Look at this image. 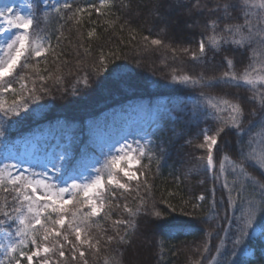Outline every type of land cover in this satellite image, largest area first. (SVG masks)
<instances>
[{
	"label": "trees",
	"instance_id": "obj_1",
	"mask_svg": "<svg viewBox=\"0 0 264 264\" xmlns=\"http://www.w3.org/2000/svg\"><path fill=\"white\" fill-rule=\"evenodd\" d=\"M71 2L72 10L62 11L59 16L53 11L45 19L38 12L41 30L31 39L33 46L42 44L48 48V54L29 59L27 67L21 70L18 66L6 77L17 76L12 84L15 92H0V107L11 105L34 83L36 95L41 99L32 106L38 111L17 123L5 125L4 137L0 138V160L43 130L45 125H68L70 128L63 127L62 133L73 131L75 138L82 142L86 140L89 122L105 111L135 102L146 103L154 107L149 132L155 134L148 139L150 151L146 149L147 154L140 156L136 168L140 181H128L117 172L118 180L129 184L127 190H122L108 183L109 177H106L105 189L100 196L103 211L90 217V226L82 233V236L90 235L93 244L92 248H82L85 258L88 264H132L130 252L133 248L139 252L147 251L144 252L148 260L140 264H217L220 257L216 249L221 237L227 235L231 252L232 241L239 238L242 211L247 207L242 203L230 207L227 191L221 187L219 179L213 178L218 170L212 168L221 161L224 166L221 179L243 182V177L232 173L239 163L235 147L237 137L226 129L227 134L221 135L213 149L212 168H206L201 158L206 159L207 149L199 148L205 143L202 130L207 129L208 135L214 134L224 126L220 121L229 122L230 114L223 110L214 118H205L194 116L190 109L203 103L198 99L201 92L213 103L224 100L239 103L245 111L244 126L250 127L244 143L251 160L246 171L264 183L261 171L264 163V119L261 116L264 45H254L247 55L224 49L216 53L210 51L206 59H192V52L198 54V41L206 38L201 33L215 34L209 26L213 21L220 25L242 23V20H217L210 14L209 10L227 0H198V6L195 0H103V6L102 0ZM247 3L254 20L264 18V0H247ZM90 4L100 8V12L90 8ZM78 8L85 11L77 13ZM162 17L166 18L165 22ZM173 19H177V23L168 25ZM89 32L93 33L91 37ZM152 39H160L163 43L152 45ZM184 49L190 51L184 52ZM101 57L104 64L100 63ZM228 60L233 61L231 66L226 63ZM117 65L124 69L122 75L126 83L123 85L110 75ZM224 72L246 77L254 83L242 81V86L237 87L214 82L211 87H199L172 79L174 75H189L208 81ZM84 79L89 81L88 88L78 83ZM22 84H26L23 89ZM41 88L47 89L49 94H44ZM74 89L76 94H73ZM253 96L255 102L251 100ZM53 133L62 135L56 127ZM53 133L46 138L47 143H55ZM5 188H8L7 180L0 186V219H3V212L12 215L11 209L20 206L13 204L14 192H6ZM248 188V198L258 201V186L248 184ZM201 195L204 200L199 199ZM71 199L72 203L66 206L67 219L63 229L51 223L59 216L50 210L46 209L41 219L48 227L54 226L66 233L75 243L74 231L68 222L72 221L73 215L82 217L91 209L82 191L76 190ZM43 203L39 202L38 206L42 207ZM126 207L133 212L139 210L138 214L130 216ZM25 215L31 214L25 212ZM125 219L131 221L127 231L124 226L118 227L124 240L108 242V236L116 235L114 222ZM8 223L11 224L9 229H14L17 222ZM257 227L264 229V216L256 217L243 242L235 246V255L231 257L235 264H264V239L253 236ZM36 229L39 234L43 233L40 226ZM147 241L152 242V250L145 245ZM38 242H41L39 236ZM60 242L65 243L62 238ZM144 245L147 248L141 247ZM249 249L250 255L247 254ZM65 251H68L67 245ZM50 260L64 264L58 255L51 256ZM69 264H82V261L78 257L76 262L69 261Z\"/></svg>",
	"mask_w": 264,
	"mask_h": 264
},
{
	"label": "snow or ice",
	"instance_id": "obj_2",
	"mask_svg": "<svg viewBox=\"0 0 264 264\" xmlns=\"http://www.w3.org/2000/svg\"><path fill=\"white\" fill-rule=\"evenodd\" d=\"M195 3L198 6V0H195ZM89 7L96 12H100V8H97L94 4H90ZM250 7L247 0H227L226 3L218 4L214 9L209 10L211 15L217 17V20H226L229 22L242 20V23H224L220 25L216 21H213L209 26L215 34L206 35L205 33H201V36L206 38L198 41V54L197 52H192V59H206L210 51L216 53L224 49L235 50L242 55H247L249 49L254 45H264V18L258 17L254 20L251 12L248 10ZM27 8V13H20L10 4H5L0 7V22H2L0 23V34L12 33L11 36L6 37L3 41L8 49L7 61L0 63V92L3 93L15 92L12 84L16 81L17 76L13 75L11 79H6V77L18 66L23 70L27 67V61L29 59L40 58L48 54V48H45L42 44L33 46L31 39L32 36L38 35V30H41L38 12L42 13L45 19L53 11L59 16L62 11L72 10L73 3L71 0H31ZM84 11L85 9L83 8L76 10L77 13ZM88 35L91 37L93 33L89 32ZM162 43L163 41L160 39L151 40L152 45H161ZM183 51L189 52L190 50L184 49ZM100 63H105L103 57L100 58ZM226 63L231 66L233 61L228 60ZM123 70L122 66L117 65L110 73L112 79L121 85L126 83L122 75ZM43 79L41 77V80ZM172 79L174 82L199 87H211L214 82L229 83L237 87L242 86V81L247 84L254 83L251 80H247L246 77H238L232 72H224L220 77L208 81H202L199 78H193L189 75H174ZM78 83H81L84 88L90 86L87 79H84L82 82L78 81ZM24 87H26V84L21 85L22 89ZM36 91L37 89L34 83L32 88L20 94L11 105L8 107H0V138L4 137L5 125L17 123L30 113L38 111L37 108L32 107L36 101L41 99L40 95H36ZM41 91L46 95L49 94L45 88H41ZM73 94H76L75 89L73 90ZM198 99L202 100L203 103H197L190 109L194 116L202 115L205 118H214L223 110H226L230 114L229 122L220 121L224 126L219 127L214 134L208 135L207 129L202 130L205 143L199 145V148L207 149L206 159L201 158L206 168H212L213 149L218 145L221 135H226L227 131H232L237 137V145L235 147L239 163L233 168L232 173L233 175L243 177V182H228L221 179L219 174H215L213 177L214 179H219L221 181V187L227 191V199L230 207H237L240 203L247 206L242 211L241 220L238 224L239 238L232 241L233 247L231 252L228 250L227 235L221 237L220 244L216 249L217 255L220 257L217 264H235L231 258L235 255V246L243 242L244 237L248 235V229L253 227V221L256 217L258 215L264 216V183H261L256 177L248 174L246 171V165L250 164L251 160L249 159V154L245 151L244 143L245 137L250 132V127H245L243 123L245 119L244 108L239 103H229L227 100L213 103L203 92L200 93ZM251 100L255 102V96ZM254 114L250 113V115ZM261 116L264 119V103H262ZM64 127L70 128L68 125ZM91 129L92 124H89L88 138L79 145L76 143L73 131L63 132L60 142L51 150V156L42 165L44 170L40 172L34 171L33 165H30L28 169H23V163L25 162L23 158L18 159L17 163H4L0 161V186L7 180L8 188H5V191L11 190L14 192L13 204L20 205L19 207H13L11 209L12 215L7 211L3 212V219H0V227L10 228L11 224L8 222L14 223L17 219H19L20 223V227H18L15 233V237H18V239H14L10 245L0 246L3 247L5 255V260H0V264H22V262H26V264H60L59 260L55 262L50 260V257L53 255H58L59 258L63 259L64 264H69V261L76 262L78 257L82 261V264H88L82 248L93 247L92 237L90 235L82 236V233L87 232L90 226V217L98 216L103 211L102 207L98 208L96 200L91 198L92 195H96L97 199H100L99 195L93 192L94 189L98 191L104 190V181L100 176V169H95L96 179L88 184L77 182V178L74 175L69 177L71 183L66 182L64 186L50 183L49 181H57L59 176L56 174H60L64 169H71L72 172H78L85 166L83 163L85 160L91 161L92 163H100L99 160H94L89 155L90 150H98L100 156L103 157L102 166L112 169V172L109 174L108 183L113 184L119 189L127 190L129 184L121 183L114 173H123V176L128 181L139 182L140 175L136 171H129L122 164L127 165L130 160L136 159V156L133 155L134 153L144 157L147 154L146 149L150 151L149 145L151 141L148 140V137L155 134L154 132L148 133L144 131L133 132L129 136H139V140H133L132 143H129V136H127L115 143L97 147L92 143V137L90 135ZM140 140H145L146 143L141 144ZM133 144L136 145L135 148ZM36 166H40L39 161H37ZM13 171L15 174H13ZM219 171L223 173V164L220 165ZM261 171L264 174V163L261 164ZM5 173H7L6 176ZM144 182H147L146 178ZM230 183L231 186H229ZM248 184L258 186V201L248 198ZM52 187L56 188L57 196L64 194L69 199H63L61 197L62 202L56 203L53 199V194L49 191ZM38 189L44 191V195H41ZM76 190L83 192L91 212L84 214L82 217L73 215L72 221L68 222L69 228H72L75 235L76 242L73 243L72 240H69L68 235L59 231L57 227H48L47 223L42 221L41 216L46 209L50 210L52 214L59 216L58 220L52 221L51 223L59 225L63 229L67 219L64 205L72 203L71 197L75 195ZM233 193H235V198L233 197ZM199 199L204 200V196L201 195ZM41 201L44 203L42 207H39L38 205ZM25 204L27 205L26 209L24 208ZM125 210L130 216L137 215L139 211L133 212L131 208L127 207ZM25 212L31 215H25ZM74 224L76 226L73 228ZM37 225L43 229L42 234L37 232ZM119 226H124L125 231H127L128 227L131 226V221L128 219L115 221L114 231H116V235L108 236V242L118 243L124 240V236L119 235ZM8 235L12 236L13 233L8 232ZM38 236L41 242H38ZM61 238L65 243L60 242ZM96 243L99 244V241L97 240ZM29 245H31V248H29ZM65 245L68 246L67 253L65 251Z\"/></svg>",
	"mask_w": 264,
	"mask_h": 264
},
{
	"label": "rangeland",
	"instance_id": "obj_3",
	"mask_svg": "<svg viewBox=\"0 0 264 264\" xmlns=\"http://www.w3.org/2000/svg\"><path fill=\"white\" fill-rule=\"evenodd\" d=\"M31 2V0H0V7H2L5 4H10L13 6L17 12L20 13H27L28 8L27 5ZM154 13L152 11L151 15ZM161 19V18H160ZM166 18L162 17V22H165ZM2 23V22H0ZM177 23V19H173L171 22H168V25H175ZM11 32L0 34V63H3L7 61L8 59V49L6 47V44L3 43V41L6 39V37L11 36ZM40 45V44H37ZM161 102V101H159ZM152 114H155L154 107L141 102H135L127 104L124 107L119 108H111L110 110L105 111L101 116H99L94 121L89 122V124H92L91 129V137H92V143L97 147H102L109 143H115L121 138L129 136V134L133 132H149L150 130V123L151 119L153 118ZM88 124V127H89ZM54 127L57 128L59 133H62L61 129L64 127L62 124H56L54 125H46L43 127V130L37 131L35 134H33L30 139L27 142H23L20 145L19 148H13L9 152V157L7 159L6 163H17L18 159L23 158V169H28L30 165H33V170L36 172H40L44 170L42 168V165L46 162V159L51 156V150L52 148L51 143L43 142V146L50 148L48 151L44 154L42 153V147L38 145V141L40 138H48L49 134L53 133ZM54 134L55 138V144H58L61 139V134ZM88 138V129H87V137ZM139 136H129V143H132L133 140H139ZM149 139V137H148ZM76 143L79 145L81 143L80 139L76 138ZM141 144H145V140H140ZM133 147L135 148L136 145L133 144ZM79 155V153H77ZM89 155L93 157L94 160H99L100 163H92L91 161H83L85 166L81 168L78 172H72L71 169H64L60 174H56L59 176V179L55 182L49 181L50 183H56L60 186H64V184L71 183V180L69 179L70 176H76L77 182L81 184H88L96 179L95 169H100V176L102 180L104 181V189L106 184V177H109V174L112 172V169L109 167H103V157L100 156L98 150H90ZM136 156V159L130 160L126 166L129 171H136L137 166L139 163L137 161L140 160L139 154H133ZM11 156V157H10ZM37 161H39L40 166L37 165ZM222 162H218L216 167H213L212 170L217 169V174L221 176L220 173V165ZM49 167H51L49 165ZM14 173V171H13ZM115 174V173H114ZM123 174V173H122ZM138 174V172H137ZM6 175V173H5ZM117 178V175H115ZM125 178V177H124ZM118 179V178H117ZM40 192V189L38 190ZM42 191V190H41ZM49 191L53 194V199L56 201V203H61V197L63 199H69V197L65 196L64 194H60V196L56 195V188L52 187ZM40 192L41 195L44 194ZM93 192H96L99 197L101 196L102 191L93 190ZM91 198L93 200H96L98 208L101 207L100 199H97L96 195H92ZM67 204L64 205L66 209ZM17 223L14 224V229H9L8 227H1L0 228V246H7L13 243L14 239H18V237H15V233L20 227L19 219L16 220ZM8 232L13 233L12 236L8 235ZM254 237H262L264 239V229L257 227L254 229L253 232ZM145 243V242H144ZM147 247H150L152 250L153 244L151 241H147L145 243ZM141 246L142 248H147L146 246ZM140 250V252L136 249H131L132 255V264H140L141 261H147L148 255L146 254L147 251ZM247 254H251V250H247ZM0 260H5L4 255V249L3 247H0ZM23 264V262H22ZM26 264V263H25Z\"/></svg>",
	"mask_w": 264,
	"mask_h": 264
}]
</instances>
